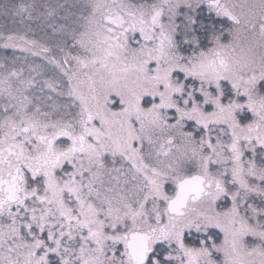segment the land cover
<instances>
[{"label":"snow or ice","instance_id":"6c2138e0","mask_svg":"<svg viewBox=\"0 0 264 264\" xmlns=\"http://www.w3.org/2000/svg\"><path fill=\"white\" fill-rule=\"evenodd\" d=\"M0 264H264V0H0Z\"/></svg>","mask_w":264,"mask_h":264}]
</instances>
